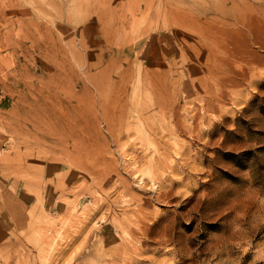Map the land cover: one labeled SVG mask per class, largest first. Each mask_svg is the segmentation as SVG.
<instances>
[{"label":"rangeland","instance_id":"rangeland-1","mask_svg":"<svg viewBox=\"0 0 264 264\" xmlns=\"http://www.w3.org/2000/svg\"><path fill=\"white\" fill-rule=\"evenodd\" d=\"M0 264H264V0H0Z\"/></svg>","mask_w":264,"mask_h":264}]
</instances>
